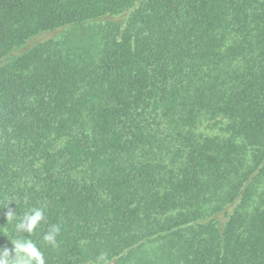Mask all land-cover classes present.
Wrapping results in <instances>:
<instances>
[{
	"label": "trees",
	"instance_id": "1",
	"mask_svg": "<svg viewBox=\"0 0 264 264\" xmlns=\"http://www.w3.org/2000/svg\"><path fill=\"white\" fill-rule=\"evenodd\" d=\"M5 197L49 264H264V0H0Z\"/></svg>",
	"mask_w": 264,
	"mask_h": 264
},
{
	"label": "clouds",
	"instance_id": "2",
	"mask_svg": "<svg viewBox=\"0 0 264 264\" xmlns=\"http://www.w3.org/2000/svg\"><path fill=\"white\" fill-rule=\"evenodd\" d=\"M20 199L5 197L0 206H6L9 201H14L17 205ZM22 199L23 204L27 206L23 215L12 210L5 213L6 224L12 226V234H9L6 227H0V233L8 238L12 246L11 248L0 246V264H49L45 253L32 238L38 234L41 226L46 224L47 201H42L39 206H29L27 197ZM61 232V224H48L47 230L41 235V240L48 247L56 249L59 247L57 237ZM22 233H26L27 236ZM90 264H112V260L106 252H101Z\"/></svg>",
	"mask_w": 264,
	"mask_h": 264
}]
</instances>
